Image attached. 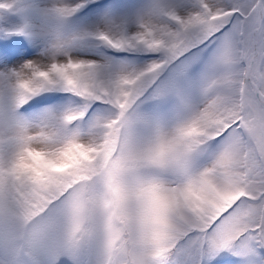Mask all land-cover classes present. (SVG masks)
<instances>
[{"label": "snow or ice", "instance_id": "1", "mask_svg": "<svg viewBox=\"0 0 264 264\" xmlns=\"http://www.w3.org/2000/svg\"><path fill=\"white\" fill-rule=\"evenodd\" d=\"M0 264H264V0H0Z\"/></svg>", "mask_w": 264, "mask_h": 264}]
</instances>
